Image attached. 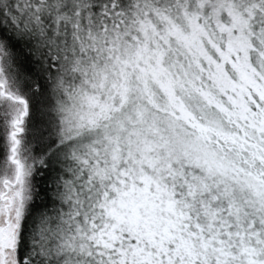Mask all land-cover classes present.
Listing matches in <instances>:
<instances>
[{"label":"snow or ice","instance_id":"1","mask_svg":"<svg viewBox=\"0 0 264 264\" xmlns=\"http://www.w3.org/2000/svg\"><path fill=\"white\" fill-rule=\"evenodd\" d=\"M0 264H264V0H0Z\"/></svg>","mask_w":264,"mask_h":264}]
</instances>
